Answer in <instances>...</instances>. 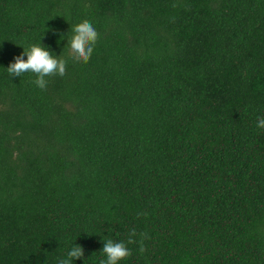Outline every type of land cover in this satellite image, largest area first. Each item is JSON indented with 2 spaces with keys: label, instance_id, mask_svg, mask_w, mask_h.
Masks as SVG:
<instances>
[{
  "label": "trees",
  "instance_id": "16d2710c",
  "mask_svg": "<svg viewBox=\"0 0 264 264\" xmlns=\"http://www.w3.org/2000/svg\"><path fill=\"white\" fill-rule=\"evenodd\" d=\"M33 44L68 61L46 90L7 73ZM258 117L264 0H0V264H100L132 229L121 264H264Z\"/></svg>",
  "mask_w": 264,
  "mask_h": 264
},
{
  "label": "clouds",
  "instance_id": "9594fccd",
  "mask_svg": "<svg viewBox=\"0 0 264 264\" xmlns=\"http://www.w3.org/2000/svg\"><path fill=\"white\" fill-rule=\"evenodd\" d=\"M69 45V59L76 63L87 64L94 54L95 46L99 40V33L94 25L84 20L71 29ZM25 56L27 59L25 60ZM67 59L63 54L59 57L55 56L43 44H33L29 49L14 58V62L7 68V73L10 77H22L25 73H32L36 76L33 83L41 90H46L49 77H64L67 71ZM257 127L264 128V117H258ZM139 215L146 216L147 213ZM135 229L129 232L127 241L116 242L112 239L104 241L102 253L105 259L100 261V264H121L132 256V251L128 247L130 244H136L137 236ZM139 236V251H145L144 239H147V233H140ZM84 258V249L81 246L74 245L66 255L58 259V264H73L74 260Z\"/></svg>",
  "mask_w": 264,
  "mask_h": 264
}]
</instances>
